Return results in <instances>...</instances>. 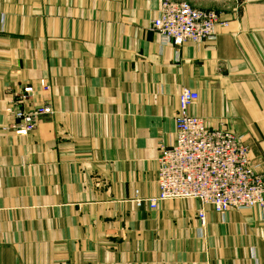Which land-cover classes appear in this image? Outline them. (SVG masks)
<instances>
[{"label":"crops","instance_id":"0c3cea01","mask_svg":"<svg viewBox=\"0 0 264 264\" xmlns=\"http://www.w3.org/2000/svg\"><path fill=\"white\" fill-rule=\"evenodd\" d=\"M175 1L216 11L215 38L163 42L162 0H0V264H264L260 208L133 201L159 192L183 88L264 178V0ZM26 86L54 112L18 135L7 109Z\"/></svg>","mask_w":264,"mask_h":264},{"label":"built area","instance_id":"2783aa9c","mask_svg":"<svg viewBox=\"0 0 264 264\" xmlns=\"http://www.w3.org/2000/svg\"><path fill=\"white\" fill-rule=\"evenodd\" d=\"M219 15L214 10L199 9L188 2L162 0L160 14L153 19L150 30L156 32L166 44L180 47L187 42L199 43L215 38ZM44 93L51 86L39 82ZM33 86L21 89L7 109L15 121L18 135H28L42 115L52 114L49 101L33 104ZM199 95L190 88L179 94V109L175 119V132L169 144L160 147L158 187L156 196L133 200L138 208L147 205L156 209L160 202L195 199L202 206H210L217 214L264 210V178L256 172L249 159V149L241 137L229 131L211 129L204 119L190 114V107ZM201 226L206 224V212H198Z\"/></svg>","mask_w":264,"mask_h":264},{"label":"rangeland","instance_id":"374dc122","mask_svg":"<svg viewBox=\"0 0 264 264\" xmlns=\"http://www.w3.org/2000/svg\"><path fill=\"white\" fill-rule=\"evenodd\" d=\"M202 228H205V226H204V227H202Z\"/></svg>","mask_w":264,"mask_h":264}]
</instances>
